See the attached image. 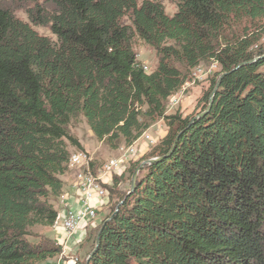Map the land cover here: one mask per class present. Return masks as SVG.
Here are the masks:
<instances>
[{"label": "trees", "instance_id": "trees-1", "mask_svg": "<svg viewBox=\"0 0 264 264\" xmlns=\"http://www.w3.org/2000/svg\"><path fill=\"white\" fill-rule=\"evenodd\" d=\"M32 1L27 22L0 0V264L61 252L36 229L58 218L61 175L84 151L68 126L81 117L112 149L166 125L146 156L161 158L129 194L120 183L142 159L105 185L110 211L87 232L90 252L103 224L88 264H264V55L251 49L258 38L231 30L264 19V0H169L172 15L161 0ZM134 37L155 49L153 70ZM212 61L219 69L195 111L166 114L193 68ZM222 73L209 110L191 121ZM99 167L92 159L91 173Z\"/></svg>", "mask_w": 264, "mask_h": 264}, {"label": "rangeland", "instance_id": "rangeland-1", "mask_svg": "<svg viewBox=\"0 0 264 264\" xmlns=\"http://www.w3.org/2000/svg\"><path fill=\"white\" fill-rule=\"evenodd\" d=\"M40 1V0H39ZM164 4L165 11L167 14L172 15L177 7L175 3L169 1V0H161ZM4 6L10 8L15 16L20 18L23 21H29L26 15V9L28 7L33 6L32 0H2L1 2ZM126 22V18H124ZM33 29H35L39 34L45 35L50 37L51 39H55L54 35L51 34L48 26H41V25H32ZM247 30L249 34L255 36L258 38L255 45L251 47V49L254 52L261 51V54L264 55V19L260 21H255L253 23H245L243 22L240 24V26H233L231 28L232 33L234 34H240L243 33L244 30ZM133 48L134 51L137 54V58L142 61L144 64V67L146 71L153 70L157 65V54L153 47L146 44L143 40L134 37L133 39ZM210 66V67H209ZM197 68L203 67L204 70L208 69L207 75H203L202 80H197L191 78V75L188 77V79L183 83V85L168 98V101L166 103V114L174 113L176 111H179L182 115L191 114L195 111V105L200 96H202L203 92L208 88L209 86V80L214 76V72L217 71L218 65H211V62L201 63L200 66H196ZM173 99H176L175 103H173ZM69 131L75 138H81L88 147H94V136L91 133V130L89 129L87 123L85 120L81 117L76 121H72L69 126ZM166 132V125L165 122L162 119L154 121L148 129L140 136V138H145L148 134L151 135L156 141L160 140ZM139 138V139H140ZM137 141V140H136ZM132 143L131 145L124 146L122 143L119 144L118 148L112 149L107 143L102 142L99 147L96 149V152L98 153V157L96 161L101 165L110 158H118L120 155L124 153V150L126 148H133L136 147L135 143ZM140 144H144V153L140 159V163L147 159L146 156L151 150V144L146 143L143 139L139 140ZM130 157H126V163H123L125 165L124 168H127L132 162H134L132 159H129ZM149 158V157H148ZM138 159V160H140ZM136 161V160H135ZM71 164V163H69ZM76 166V164H71ZM132 176V175H131ZM130 178H125L123 180V184L120 186L121 190H127L130 186ZM107 195V193H106ZM38 232L45 231L47 234H49L48 228H37ZM91 243L88 242L87 251L90 250ZM85 262V261H84Z\"/></svg>", "mask_w": 264, "mask_h": 264}, {"label": "crops", "instance_id": "crops-1", "mask_svg": "<svg viewBox=\"0 0 264 264\" xmlns=\"http://www.w3.org/2000/svg\"><path fill=\"white\" fill-rule=\"evenodd\" d=\"M92 133V132H91ZM94 136V135H93ZM79 143L84 148V151L88 152L90 156L94 159H97L99 156L96 152V149L102 143L94 136V147H88L86 143L81 140V138H76ZM138 139L135 143L136 145V152L130 156V160L133 161L140 159L144 153V144L139 142ZM145 141V140H144ZM146 142V141H145ZM147 143V142H146ZM74 165L69 164L68 170L61 175V178L64 182V190L61 196L57 201V208H58V218L56 219L55 223L48 229L49 236L52 237L57 243L62 246L61 252L46 260L42 264H68L66 262L68 257L74 256L77 258L78 261H85L89 250L87 251L88 242L85 241L86 235L88 231H93L97 228V226L101 223L102 219L110 211V204L111 200L108 196V193L105 198L103 199H96L93 200V204L96 206V217L94 220H86L84 223H81L74 232L71 234H66L65 230L62 226V215L64 211L68 208L76 209L78 208L79 204V194L74 187V175L75 169L73 168ZM125 165H122V170L114 172L113 174H102L101 175V167L97 169V175H101L102 180L105 185H110L112 183V179L114 175H120L123 171ZM123 182L120 183V186ZM77 261V262H78Z\"/></svg>", "mask_w": 264, "mask_h": 264}, {"label": "built area", "instance_id": "built-area-1", "mask_svg": "<svg viewBox=\"0 0 264 264\" xmlns=\"http://www.w3.org/2000/svg\"><path fill=\"white\" fill-rule=\"evenodd\" d=\"M215 61L211 62L213 65ZM210 67V66H209ZM208 69L204 70L203 67L196 68L193 76L207 75ZM153 145L156 141L151 135H147L145 138H140ZM136 152V147L126 148L124 153L118 158H110L101 165L102 174H113L117 170H122L123 163H126V157L132 156ZM70 159H76V166L74 175V187L79 194L78 208H68L62 215V226L66 234H71L76 228L84 223L86 220H94L96 217V206L92 203L93 200L103 199L108 193L102 177H90L91 161L92 157L86 151L78 150L76 155H70ZM77 258L74 256L68 257L66 262L68 264H76Z\"/></svg>", "mask_w": 264, "mask_h": 264}, {"label": "water", "instance_id": "water-1", "mask_svg": "<svg viewBox=\"0 0 264 264\" xmlns=\"http://www.w3.org/2000/svg\"><path fill=\"white\" fill-rule=\"evenodd\" d=\"M242 64H243V63H240V64H238L236 67H238V66H240V65H242ZM234 68H235V67H234ZM234 68H232V69H234ZM223 75H224V73H222V74L219 75V77H218V79H217V81H216V84H215L214 88L212 89V91H211V93H210V95H209V97H208V104H207V106H206L203 110H201L200 112H198L197 114H195V115L193 116V118L191 119V121H193L195 118H199V117H201L202 115H204V114L209 110V108H210V106H211V104H212L213 96H214V94H215L216 89L218 88V86H219V84H220V79H221V77H222ZM175 141H176V140H175ZM175 141L173 142V144H172V146H171V148H170V151L173 149L174 144H175ZM160 158H161V156L149 157V158L143 160L141 163L138 164V166L134 169V171H133V173H132V176H131V179H130V186H129V189H128L126 195L129 194V193L134 189V187H135V180H136L137 173H138V171L140 170V168H141L142 166H144L145 164H151L152 162H154V161H156V160H158V159H160ZM122 202H123V200H121V201L115 206L114 211L112 212V214H111L107 219H109L110 217H112V215L114 214V212L117 210L118 206H119ZM102 227H103V224L101 225V227L99 228V230H98V232H97V234H96L94 247H93V249L88 253V255H87L86 259H85L84 264H88V263H89V259H90L91 255L93 254V252L95 251V249H96L97 246H98V243H99V233L101 232Z\"/></svg>", "mask_w": 264, "mask_h": 264}, {"label": "bare ground", "instance_id": "bare-ground-1", "mask_svg": "<svg viewBox=\"0 0 264 264\" xmlns=\"http://www.w3.org/2000/svg\"><path fill=\"white\" fill-rule=\"evenodd\" d=\"M213 65H216L215 63ZM197 67L193 68L192 72L191 73H194L195 69ZM204 76L201 77V80L203 79ZM193 79H197V80H200V76H193ZM176 99H173V103H175ZM132 148V147H131ZM71 155H76V151L75 152H72ZM69 163L71 164H76V159H70L69 157ZM100 169V168H99ZM119 171V170H117ZM116 173V172H115ZM98 174V173H97ZM97 174H94L93 172L91 173V170H90V177H100L99 175Z\"/></svg>", "mask_w": 264, "mask_h": 264}]
</instances>
